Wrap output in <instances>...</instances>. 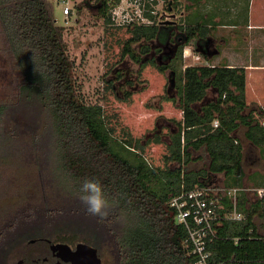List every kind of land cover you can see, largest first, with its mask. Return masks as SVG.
<instances>
[{"label": "trees", "instance_id": "trees-1", "mask_svg": "<svg viewBox=\"0 0 264 264\" xmlns=\"http://www.w3.org/2000/svg\"><path fill=\"white\" fill-rule=\"evenodd\" d=\"M119 2L96 0L102 4L99 11L107 24H112L110 8ZM170 3L173 8L178 6L173 1ZM208 22L204 18L194 24L189 18L185 26L180 21L177 27L184 41L178 55L194 37L203 39L211 35L209 29L214 26ZM174 29L170 24L157 23L132 26L133 35L123 55L130 54L140 63L141 56L130 49V44L156 38L166 42L170 33L176 35ZM65 30L55 18L51 0H0V50L12 60L20 76L17 105L0 102V143L6 138L10 111L15 107L24 110L26 106L33 111L39 109L49 125L48 149L55 163L53 170L63 180V187L68 188V201H63L66 206L47 207V221L39 222L42 228L32 226L26 233L71 243L84 241L101 252L102 244L108 243L118 251L120 264H184L188 259L183 243L187 230L175 220L174 209L168 202L171 195L183 188L216 183L220 174L229 186L251 182L256 171L248 174L244 168L250 158L244 140L257 147L264 159V123L256 115L257 109L248 104L245 68L194 64L182 69L177 96L167 97L177 102L184 113L183 121L171 128L168 142L166 163L176 165L154 167L143 157L134 162L121 154L112 142V129L103 123L102 107L83 99ZM150 50V45L141 47L143 53ZM151 62L154 58L142 67ZM158 67L164 71L171 63ZM172 69L174 77L176 68ZM215 120L219 121L218 126H214ZM241 128L244 137L239 135ZM151 141L162 142V134L156 132L154 139L145 143L138 140L136 145L144 149ZM128 142L133 144L132 140ZM202 150L207 162L190 169L188 165L192 161L205 158ZM258 172L261 180L253 186L264 185V174ZM87 179L98 180L114 204L103 222L88 215L78 199L81 185ZM153 179L163 184L160 191L151 186ZM247 200L248 195L242 192L241 210L246 208ZM20 215L33 217L34 212L28 210ZM23 222L10 221L0 232L2 243L9 228L15 229ZM251 225L250 219L237 223L225 221L220 229L223 236L212 246L213 260L223 264H264V239L247 237ZM227 236L241 239L235 243Z\"/></svg>", "mask_w": 264, "mask_h": 264}, {"label": "rangeland", "instance_id": "rangeland-1", "mask_svg": "<svg viewBox=\"0 0 264 264\" xmlns=\"http://www.w3.org/2000/svg\"><path fill=\"white\" fill-rule=\"evenodd\" d=\"M51 1L55 5L57 22L66 28L65 40L76 63L75 76L81 95L87 103L102 107V120L106 127L112 129V142L116 149L134 162L143 157L154 167L176 165L173 162L166 163V155L169 153L171 128H176L177 123L183 121L184 113L177 102L168 100L167 97L177 96L178 77L182 69L194 64L208 65L212 60L211 56L198 51L191 41L185 45L182 54L169 62L170 68L161 71L158 66L167 63L157 58L142 67V64L153 58L150 54L156 45L155 39H142L130 44V49L142 58L140 63L136 62L130 54L123 55L127 41L133 35L130 30L132 27L107 24L94 2L87 6L83 0ZM155 1L158 12L156 16L165 17L162 8L164 0ZM192 1L181 0L179 19L185 26L189 24ZM213 1L210 5L211 15L221 6L217 0ZM227 1L229 11L222 16L223 20L213 24L214 27L209 32L217 36L221 29L225 37L233 42L236 38L232 36L237 34L238 28L232 27L239 22L243 23L247 18L249 0H241L240 3V0ZM198 3L203 8L208 4L207 0ZM66 7H69V12ZM215 41L218 48L224 47L221 38H216ZM234 43L230 47L236 51ZM142 45H150L151 50L141 52ZM222 50L232 52L225 48ZM219 57L223 56L217 54L213 59L226 61ZM173 67L176 68L174 77ZM19 81L20 76L14 63L0 50V102L7 101L17 105ZM5 129L6 138L0 143V232L10 221L25 222L15 229L9 228L5 241L2 243L0 240V247L6 246V242L11 241L15 234L30 231L32 226L42 228L40 223L47 221L45 209L66 206L63 201H68V188L63 187V180L53 170L55 163L48 149L49 125L45 114L39 109L33 111L30 106H26L24 110L15 107L7 115ZM243 129L239 131L242 136ZM156 132L162 134V142L151 141L144 149L136 145L138 140L145 143L154 139ZM129 140L133 144L130 145ZM244 144L250 154L244 168L248 174L256 171L251 175V178L254 177L251 182H247L252 185L261 180L258 171L264 174V159L259 156L257 147L251 146L246 140ZM201 155L205 158L192 161L188 165L190 169L199 168L207 162L203 150ZM197 157L195 154L194 159ZM220 177L224 179L223 176ZM151 186L157 191L163 188L158 179H153ZM28 210H33V217L28 216L29 214L20 215ZM101 247L106 264H110L111 245L105 243Z\"/></svg>", "mask_w": 264, "mask_h": 264}, {"label": "built area", "instance_id": "built-area-1", "mask_svg": "<svg viewBox=\"0 0 264 264\" xmlns=\"http://www.w3.org/2000/svg\"><path fill=\"white\" fill-rule=\"evenodd\" d=\"M156 4L155 0H120L110 8L112 25L132 27L154 24L164 18V15L162 18L156 16ZM66 10L69 12V7ZM218 124L219 121L215 120L214 126ZM242 192L248 195L244 210L240 209ZM168 202L174 209L176 222L187 230L183 243L188 259L184 264H223L213 260L212 246L223 236L220 229L225 221L237 223L250 219L252 225L247 229V237L264 239V185L210 183L183 188L171 195ZM227 237L235 243L241 239L239 236Z\"/></svg>", "mask_w": 264, "mask_h": 264}, {"label": "flooded vegetation", "instance_id": "flooded-vegetation-1", "mask_svg": "<svg viewBox=\"0 0 264 264\" xmlns=\"http://www.w3.org/2000/svg\"><path fill=\"white\" fill-rule=\"evenodd\" d=\"M172 1L177 3L178 6L176 8L171 5L170 2ZM93 2L98 10L102 7V4H97L96 0H83V3L87 6ZM180 7L181 0H164L162 8L166 16L156 22L159 25L170 24L174 26V31H177L176 35H171L170 33L166 42L156 38V45L151 50V57L165 61L167 64L178 55L184 41L177 27L180 25ZM215 40L209 35L203 39L194 37L191 41L195 43L197 49L205 51L204 54L209 55V53L217 49ZM78 242L80 241L71 243L57 240L47 235L33 236L26 232L17 233L11 241L6 242V246L0 247V264H75L76 260H78L75 254ZM59 243L68 244L69 247L59 246ZM111 251L110 264H120L121 257L118 251L115 248L111 249ZM98 256L101 259V264H106L105 257L99 249Z\"/></svg>", "mask_w": 264, "mask_h": 264}, {"label": "crops", "instance_id": "crops-1", "mask_svg": "<svg viewBox=\"0 0 264 264\" xmlns=\"http://www.w3.org/2000/svg\"><path fill=\"white\" fill-rule=\"evenodd\" d=\"M221 3L220 8L211 15V7L213 0H207L208 4L205 8L202 7L201 3L193 0L190 6V19L192 23L198 22V20L208 19L210 26L214 22H220L223 20L222 16L226 15L229 11V3L227 0H217ZM238 1V3H240ZM245 2V0H242ZM201 6V8L199 7ZM205 11V12H204ZM224 26L229 24H222ZM233 26V25H232ZM237 29V34L235 36L236 40L230 42L228 38L225 37L222 30L219 29V34L212 35L213 38H221L223 48L227 50L231 49V44H236V51L224 52L223 48H218V53L211 56V65H228L244 67L246 70V96L248 104L251 108L257 109V116L264 123V0H249V7L247 12V18L244 19L243 23H238L232 27ZM215 30V29H213ZM216 32V30H215ZM223 56L221 60L224 62L217 61L213 59L215 55ZM210 57V56H209ZM221 63V64H220ZM244 130V129H243ZM243 134V132H242ZM242 136L241 134H239ZM199 153L197 154V156ZM201 161V160H200ZM222 174L217 175L218 182L222 180L225 184L224 179H221ZM221 181V182H222ZM244 185H248L246 182Z\"/></svg>", "mask_w": 264, "mask_h": 264}, {"label": "clouds", "instance_id": "clouds-1", "mask_svg": "<svg viewBox=\"0 0 264 264\" xmlns=\"http://www.w3.org/2000/svg\"><path fill=\"white\" fill-rule=\"evenodd\" d=\"M78 199L84 205L87 214L98 218L101 222L110 216L114 208V204L107 198L102 184L94 179H87L83 182Z\"/></svg>", "mask_w": 264, "mask_h": 264}, {"label": "water", "instance_id": "water-1", "mask_svg": "<svg viewBox=\"0 0 264 264\" xmlns=\"http://www.w3.org/2000/svg\"><path fill=\"white\" fill-rule=\"evenodd\" d=\"M198 51H201V50L198 49ZM201 52L204 53L205 51H201ZM218 52H219V50L216 49L213 52L209 53V56H212ZM58 245L63 246V247H69L68 244L59 243ZM76 248H77V250H76L75 254L77 255L78 260H76L75 264H101V259L98 256L97 247H95V246H93L87 242L80 241L77 243Z\"/></svg>", "mask_w": 264, "mask_h": 264}]
</instances>
